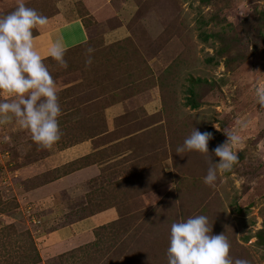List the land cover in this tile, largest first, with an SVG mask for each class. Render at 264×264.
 <instances>
[{"label": "rangeland", "instance_id": "obj_1", "mask_svg": "<svg viewBox=\"0 0 264 264\" xmlns=\"http://www.w3.org/2000/svg\"><path fill=\"white\" fill-rule=\"evenodd\" d=\"M19 2L0 0V16ZM22 2L48 18L34 37L79 21L87 38L66 50L67 67L43 58L61 139L43 149L27 130L0 125V264H167L171 224L195 215L225 233L230 257L264 264L255 237L264 227V109L255 96L264 87V0ZM202 21L208 33L225 30L238 62L206 64L220 46L200 43ZM189 75L216 83L200 89L196 111L182 107ZM238 121L247 124L233 149L239 159L207 186L214 149ZM194 128L213 134L209 153L177 154ZM54 182L64 189L47 198Z\"/></svg>", "mask_w": 264, "mask_h": 264}, {"label": "clouds", "instance_id": "obj_2", "mask_svg": "<svg viewBox=\"0 0 264 264\" xmlns=\"http://www.w3.org/2000/svg\"><path fill=\"white\" fill-rule=\"evenodd\" d=\"M48 18L19 2L7 15L0 16V125L14 123L31 134L32 141L49 149L61 139L58 118L61 105L55 81L34 47L33 30L46 27ZM94 49L86 50L85 65L93 63ZM60 66L67 67L65 48L57 40L47 50ZM257 104L264 109V87L255 89ZM237 130L224 129L226 140L214 149L218 162L210 161L203 183L214 187L219 172L230 171L238 161L233 150L241 143L239 130L245 121L237 122ZM211 132L194 128L176 149L184 152L209 153ZM230 242L225 233L213 235L205 215H195L171 224L167 247V264H248L246 259L230 257Z\"/></svg>", "mask_w": 264, "mask_h": 264}, {"label": "trees", "instance_id": "obj_3", "mask_svg": "<svg viewBox=\"0 0 264 264\" xmlns=\"http://www.w3.org/2000/svg\"><path fill=\"white\" fill-rule=\"evenodd\" d=\"M203 1L208 2V0H203ZM214 20L217 22V18H212L211 21H214ZM256 22L260 26V29L264 26V10L258 14ZM199 26L203 27V30L198 34L200 43L214 44V45H216L217 43V46H220L219 48L215 50V53L213 56H209L205 60L206 64L217 66L219 64L218 61H220L221 59H224L226 66L229 63L238 62L236 57L239 52L237 51V48H235L234 44H230L231 42L229 41V39H226L224 37V32H225L224 29L223 31L221 30V32L219 33H208L205 30L207 26L206 22L202 21L199 24ZM228 26L229 28L231 27L230 25ZM209 40H213V41L209 42ZM204 86L214 87L216 86V83L213 82L212 80H205V79L193 77L192 75H189L186 79H184L182 85L180 86L181 94L182 96H184L182 107L189 108V110H192V111H196L200 109L203 104V101L201 99V95L199 94V92H200V89L202 90ZM57 183H60V182H57ZM63 189H64L63 185L56 186L54 182L52 186H50V189L47 190L49 191L47 192L48 194L47 198H54V197L59 198V195L57 192ZM44 191H46L45 187H44ZM36 195H38V191L37 192L32 191L31 193L22 195L21 198H33V197H36ZM100 229H103V228H100ZM255 237L257 239V245L264 247V227L262 230H260L256 234Z\"/></svg>", "mask_w": 264, "mask_h": 264}, {"label": "crops", "instance_id": "obj_4", "mask_svg": "<svg viewBox=\"0 0 264 264\" xmlns=\"http://www.w3.org/2000/svg\"><path fill=\"white\" fill-rule=\"evenodd\" d=\"M86 32H85V28L83 26V24L81 22H72L70 24L64 25L63 27H56L54 29H49V31H43L40 32L38 35H35L34 37V47L35 49L41 54L42 59H46L49 58V56H47V50L48 48L51 46V44L57 40L62 41L64 48H65V52L67 49L74 47L75 45H82L83 43H85L86 41ZM52 61H54L52 59ZM55 63V62H54ZM51 73V75L53 76V72L50 70L49 71ZM56 85V82H55ZM10 125L9 131H7V133H10L12 130L15 129L16 124L14 123H8ZM7 124V125H8ZM6 125V126H7ZM17 127H19L17 125ZM88 170V174H90L92 172L91 169H86ZM27 194V193H25ZM113 211V210H112ZM108 212L113 213L114 217H115V213L114 211L112 212ZM106 214V213H105ZM104 213L99 214L97 216H95V219L100 218V216H103Z\"/></svg>", "mask_w": 264, "mask_h": 264}]
</instances>
